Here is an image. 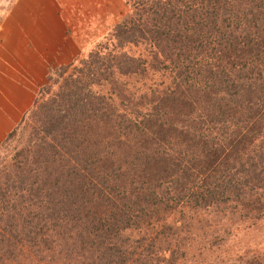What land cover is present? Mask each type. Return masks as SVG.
<instances>
[{
    "label": "trees",
    "instance_id": "trees-1",
    "mask_svg": "<svg viewBox=\"0 0 264 264\" xmlns=\"http://www.w3.org/2000/svg\"><path fill=\"white\" fill-rule=\"evenodd\" d=\"M125 1L116 49L148 58L58 69L74 79L1 173L0 264H174L199 214L264 218V0ZM139 69L170 82L140 102L116 77Z\"/></svg>",
    "mask_w": 264,
    "mask_h": 264
},
{
    "label": "crops",
    "instance_id": "crops-1",
    "mask_svg": "<svg viewBox=\"0 0 264 264\" xmlns=\"http://www.w3.org/2000/svg\"><path fill=\"white\" fill-rule=\"evenodd\" d=\"M125 0H15L0 26V145L33 107L53 67L69 64Z\"/></svg>",
    "mask_w": 264,
    "mask_h": 264
},
{
    "label": "rangeland",
    "instance_id": "rangeland-1",
    "mask_svg": "<svg viewBox=\"0 0 264 264\" xmlns=\"http://www.w3.org/2000/svg\"><path fill=\"white\" fill-rule=\"evenodd\" d=\"M10 1H13L11 3L13 4L15 0H1L0 2L6 7V3ZM128 12L129 7L127 6ZM3 17L0 20V26L6 14ZM121 18H119L118 22ZM115 24L96 30L94 38L85 42L80 54L69 63L70 66H73L74 69V66L80 67L84 61H94V56L90 54L98 51L103 56L100 62H103L111 53L116 54L117 51L138 59L148 58V53L144 46L127 45L122 50L116 49L117 42L113 31ZM60 68L61 66L49 69L45 82L36 91L33 107L16 126V133L9 137L7 136L1 143V180L4 177L2 174L7 173L6 170L12 171L15 163L20 166L24 165V158H21L20 152L25 147L28 148L31 145V141L34 142L39 137V132H41L40 126H43L42 121L46 119L51 103L54 100L57 90L63 84L64 79L71 74V78L74 79V70L72 67L62 76L58 72ZM167 73L168 71L156 70L141 72V69H139L132 75L118 74L116 77L119 83L123 84L126 90L132 92L134 98L141 102L142 99L139 96L143 93L151 89L156 90L162 84L170 82ZM49 76L52 78L50 77L51 79H49ZM53 80L57 81L53 82ZM200 227L202 230H199ZM188 234H192V241L188 243L190 244L189 247L191 246L190 253L186 260L178 261L174 264H231L238 259L244 262L247 260L251 261L253 260L252 258L264 254V218L250 227L247 224L241 225L236 223L234 219L223 217L218 212L206 211L201 215L199 214L197 219L190 224ZM214 240L216 241L214 242ZM216 246L218 247L215 248Z\"/></svg>",
    "mask_w": 264,
    "mask_h": 264
}]
</instances>
